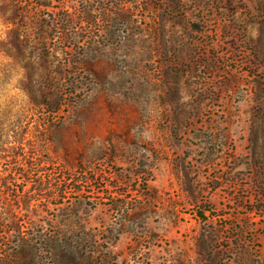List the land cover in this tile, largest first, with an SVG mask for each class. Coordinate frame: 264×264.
<instances>
[{
	"label": "rangeland",
	"instance_id": "1",
	"mask_svg": "<svg viewBox=\"0 0 264 264\" xmlns=\"http://www.w3.org/2000/svg\"><path fill=\"white\" fill-rule=\"evenodd\" d=\"M54 4L70 39L39 48L51 10L0 1V127L44 169L1 204L35 264H264V0Z\"/></svg>",
	"mask_w": 264,
	"mask_h": 264
},
{
	"label": "trees",
	"instance_id": "2",
	"mask_svg": "<svg viewBox=\"0 0 264 264\" xmlns=\"http://www.w3.org/2000/svg\"><path fill=\"white\" fill-rule=\"evenodd\" d=\"M2 7H7L10 4H14L16 11H18L21 19L27 17V15L34 11L35 13L41 15L40 13L43 10H51V18L48 23H44L42 16L40 18L41 25H45L48 27H52L53 31L51 34L45 33L41 35L36 42L32 40L27 43L24 41H20L17 46H36L46 48L47 46L55 45H66L67 41L70 39L68 34L69 25L72 21V16L70 13H65L63 15L57 14L55 11L54 1L56 0H0ZM108 14L112 11L111 9H106ZM107 14V15H108ZM46 125V123H45ZM44 125V126H45ZM27 133V134H26ZM25 135H28L27 131H22L20 133L5 132V130L0 127V152L3 155L12 156V158H22V160H28L31 165L30 170H24L21 168H17L16 165L23 163L22 161H18L16 159H12L10 163V167L12 170H9L8 173H3L0 170V264H35V249H32L30 246V240L33 239V235L29 238L25 235L23 228L25 227L22 217V212L16 210L13 207L3 206L5 200H8L9 196H14L15 202L20 203L22 200L25 201L27 193V183H29V177H26L31 172H39L44 169L38 168V166H34L33 154L35 149L33 145L24 148L25 145ZM4 137V141L2 139ZM29 139V137H27ZM9 144V145H8ZM35 149L31 151V149ZM7 156V157H8ZM1 158H5V156H0ZM31 159V160H30ZM13 164V165H12ZM8 167V166H7ZM36 168V169H35ZM38 168V169H37ZM7 170V169H6ZM19 175H22L19 177ZM21 177H25L21 179ZM38 181L39 190H43L46 188L45 185L40 183V179H36L35 182ZM69 185L66 184V189ZM78 191H81V188H78ZM28 202V201H27ZM2 203V204H1ZM8 204V203H7Z\"/></svg>",
	"mask_w": 264,
	"mask_h": 264
}]
</instances>
